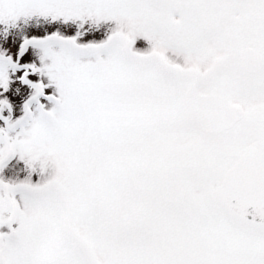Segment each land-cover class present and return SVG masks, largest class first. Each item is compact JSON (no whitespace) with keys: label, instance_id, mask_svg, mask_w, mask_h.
<instances>
[{"label":"snow or ice","instance_id":"1","mask_svg":"<svg viewBox=\"0 0 264 264\" xmlns=\"http://www.w3.org/2000/svg\"><path fill=\"white\" fill-rule=\"evenodd\" d=\"M0 264H264V0H0Z\"/></svg>","mask_w":264,"mask_h":264}]
</instances>
